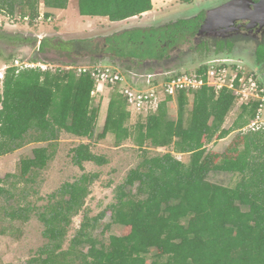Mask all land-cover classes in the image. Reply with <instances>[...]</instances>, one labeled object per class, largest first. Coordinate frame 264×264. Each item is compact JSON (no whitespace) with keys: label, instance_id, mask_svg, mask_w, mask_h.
Wrapping results in <instances>:
<instances>
[{"label":"trees","instance_id":"trees-1","mask_svg":"<svg viewBox=\"0 0 264 264\" xmlns=\"http://www.w3.org/2000/svg\"><path fill=\"white\" fill-rule=\"evenodd\" d=\"M69 1L0 0V13L18 14L21 20L27 17L25 21L33 25L41 3L47 18L65 10ZM76 3L81 16L109 21L152 9L151 0ZM197 27L196 17L178 19L160 27L124 29L106 37V43L120 59L159 60L167 49L163 43L172 46L190 42ZM67 42L46 39L39 44L38 53L64 50ZM88 56L95 59L93 64L99 63L97 57ZM61 62L74 65L73 61ZM195 69L202 72L206 66ZM111 88L98 139L111 133L116 145L133 140L140 150V160L116 186L115 202L90 216L85 200L99 173L86 172L83 163L104 165L108 160L95 154L87 143L71 149L72 163L82 171L76 179L62 183L41 205L27 197L31 194L28 190L36 193L33 185L37 175L54 157L62 132L93 137L99 112V106L92 104L95 81L89 73L77 75L65 66L41 69L9 65L4 71L0 85V156L27 144H44L21 157L17 173L0 178V199L7 204L13 202L2 207L4 216L25 223L35 215L43 226L46 242L26 264H264V127L242 130L254 119L257 103L242 105L225 128L234 97L226 89L216 94L211 87L203 86L190 94H177L175 119L170 118L167 108L173 98L166 97L154 112L143 114L132 130L127 123L132 114L126 109V100L118 86ZM233 131L236 133L223 151L207 148ZM160 147L187 154L188 161L178 159L171 151L149 153L151 148ZM211 171L229 172L239 178L233 186H224L208 180ZM79 213V227L64 248L72 218ZM104 217L109 218L107 228L111 224L123 227L121 234L109 235L107 242L92 233ZM151 249L155 253L148 262L146 255Z\"/></svg>","mask_w":264,"mask_h":264},{"label":"rangeland","instance_id":"rangeland-1","mask_svg":"<svg viewBox=\"0 0 264 264\" xmlns=\"http://www.w3.org/2000/svg\"><path fill=\"white\" fill-rule=\"evenodd\" d=\"M225 1L227 0H152L153 7L150 12L135 18L123 20L119 24L114 23V21H109L104 17L81 16L77 9L76 0H70L67 8L59 15L57 12H53L51 20L37 19L33 25L28 24L25 20H21L18 14L8 16L0 13V34L4 33L3 37H0V74L3 75L5 68L14 64L15 60L18 61L19 65H24L35 60L34 63L45 65L50 69L66 66L62 64L61 59H64L67 63L73 61V64L77 66L92 64L95 61L94 58H90L89 56L84 57V55H81L80 58H77L63 54L59 50H48L44 53H38V43L46 39H53V42H55L56 39L64 40L67 38L68 40L66 41L73 42L68 43L66 47L74 46L75 48L71 49L76 50L77 47L100 43L104 39V32L110 31L113 33L114 30L122 25L124 26V24H129L130 21L135 20L139 22L142 19H149L147 20V24L159 25L163 22L178 18L198 15ZM20 37H27L30 40H22ZM238 47L240 48V46ZM241 54L238 52L234 56L240 58L245 66L251 68L250 61ZM96 59L100 61L99 58ZM108 63L111 64L112 62L108 60ZM175 65L165 64L163 67L161 65L156 66L154 67V73H152V70L146 69L147 73L150 74H147V79L144 76L139 78L135 77L134 79L135 81H142L139 85L147 88L150 84L146 81L153 82L154 79H151V77L156 78V76L160 75L159 71H163L161 75L169 76L177 71L192 68L193 66L192 64L189 65V62L183 61L179 66ZM118 69L122 74L126 73L124 67H118ZM165 69L167 70L164 71ZM260 79L264 83V78L260 77ZM111 91L112 88L106 85H100L94 91L92 104L99 106V112L94 135L91 139L76 137L66 132L61 133L54 157L37 175L36 183L33 185L36 193L34 194L31 190H28L31 193L27 197L28 200L37 205H41L45 202L46 197L62 183L76 179L82 171L72 163L71 149L79 143H87L95 154L104 155L108 162L104 165H97L89 161L83 163L86 172L99 173V177L90 185V194L85 200V207L89 211L90 216H96L108 205L115 202L114 190L117 185L124 181L127 171L134 167L140 160V150L134 144L133 140L130 139L125 140L120 145H116L114 135L111 133H108L103 139H98V135L103 127ZM167 108L170 118L175 119L177 115L175 98L168 102ZM189 108L190 105H187L186 110H189ZM239 111L240 109L236 106L231 108L225 118V128L230 126ZM142 117V115L138 116L136 113L132 114L130 120L127 121L132 130L135 127L134 123L142 119ZM235 133L236 131H233L226 137L208 144L207 148L219 152L223 151ZM40 145L44 144H27L10 154L0 156V178H4L9 173H17L21 157L31 155L32 148ZM167 151L173 153L171 148L166 147L151 148L149 153L153 155L157 152L164 153ZM173 154L184 162L188 161L187 154ZM238 178V175L229 172L211 171L208 174L209 181L224 186H233L238 181ZM18 187H22V184H19ZM20 202L23 203L24 200H20ZM9 203L11 204H7L0 199V261L11 264H26L27 259L46 242V239L42 235L43 226L35 215H31L30 219L25 223L9 220L4 216V211L2 210L3 206L8 207L13 204L12 201ZM81 218V213L72 218L64 248L79 227ZM108 223L109 218L104 217L99 220V225L92 231L95 237L105 242H107L109 235L121 234L123 232V227L117 224H111L107 228L106 225ZM154 253L155 251L151 249L146 255L148 262L150 259H153Z\"/></svg>","mask_w":264,"mask_h":264},{"label":"built area","instance_id":"built-area-1","mask_svg":"<svg viewBox=\"0 0 264 264\" xmlns=\"http://www.w3.org/2000/svg\"><path fill=\"white\" fill-rule=\"evenodd\" d=\"M40 5L37 19L51 20L52 16L44 17L43 4ZM24 19L27 20V17ZM203 65L206 66V69L202 72L195 69L200 67V65H196V67L187 70L188 72L181 70L180 74L167 80L151 77L154 80L153 82L146 81L150 84L147 88L139 85L142 81L133 80L130 83L118 69L100 63L69 65L65 68L73 69L77 75L89 73L95 81V89H98L100 85L118 86L119 92L126 100V109L131 114L136 113L138 115L154 112L162 100L166 97L176 98L177 94L182 91L190 94L203 86H208L217 94L220 90L226 89L234 97L233 106L240 109L242 105H249L254 102L258 105L254 119L242 130H257L264 127V83L260 81L261 79L256 73L248 70L240 60L234 58L228 61H213ZM12 66L17 68H47L45 65L34 62L19 65L17 60ZM0 78L2 80L3 75L0 74Z\"/></svg>","mask_w":264,"mask_h":264},{"label":"flooded vegetation","instance_id":"flooded-vegetation-1","mask_svg":"<svg viewBox=\"0 0 264 264\" xmlns=\"http://www.w3.org/2000/svg\"><path fill=\"white\" fill-rule=\"evenodd\" d=\"M204 17V11L196 16L198 27L190 42L184 41L172 46H168V43H163V45L167 46V49L165 55L163 54L159 60L150 58L120 59L108 49L106 43L107 38L102 39L100 43L94 45L77 47L76 50L71 49L75 48L74 46H68L69 48L66 47L64 50L60 51L63 54H69L71 56L75 54L84 55V57L91 55L99 58V63L101 65L113 67L115 69H118V67H124L126 75L123 74L130 83L135 80V77L139 78L144 76V78L147 79L150 74L147 73L146 69L150 71L152 70V73H154V67L159 65L162 67L165 64H176L175 66H179L183 61L189 62V65L192 64L194 66L213 61H228L231 58H234L233 55L235 52L242 53L241 55L250 61L252 65L251 68L245 66L242 60L238 58L248 70L254 71L259 78H264V25H258L250 29L246 27V22L237 21L231 25V29L230 24H228L226 26H221L222 31L217 32L218 30H215L211 33L203 32L198 34V29ZM235 37L241 40L252 41L253 43H242L243 48H235L231 42V39ZM71 42H67V45ZM108 60L112 63H108ZM166 70L167 69L164 71ZM162 72L163 71H159L160 74H162Z\"/></svg>","mask_w":264,"mask_h":264},{"label":"water","instance_id":"water-1","mask_svg":"<svg viewBox=\"0 0 264 264\" xmlns=\"http://www.w3.org/2000/svg\"><path fill=\"white\" fill-rule=\"evenodd\" d=\"M196 16L197 14L190 17L178 18V19H189ZM178 19L172 20V22H175ZM147 20L149 19H142L139 22H136L135 20L130 21L129 24L127 23L124 24V26L122 25L118 29L114 30L113 33H111L110 31H108L110 33L104 32L103 36L104 38H106L124 29H131L135 27H140V28L160 27L165 25L166 23L171 22V21H167L159 25H152V24H147ZM237 21L246 22V27L250 29L258 25L259 26L264 25V0H227L215 7L207 9L205 11V17L198 29V34H201L203 32L211 33L214 32L215 30H218L217 32H219L222 31L221 26L223 25L226 26L228 24H230V29H231V25H233ZM120 22L121 21H118L116 23L119 24ZM64 40H68V39L65 38ZM231 42L233 43L235 48H239L238 46H240V48H243L242 43H253L252 41H247L243 39L241 40L236 37L232 38ZM39 44L40 42L38 43V45ZM236 53L237 52H235L234 54L236 55ZM73 56L77 58L81 57V55L79 54L77 55L75 54ZM233 57L234 59H238L237 56L233 55ZM192 67H196V65ZM162 77H166V76H163L161 74L156 76V78H162Z\"/></svg>","mask_w":264,"mask_h":264},{"label":"crops","instance_id":"crops-1","mask_svg":"<svg viewBox=\"0 0 264 264\" xmlns=\"http://www.w3.org/2000/svg\"><path fill=\"white\" fill-rule=\"evenodd\" d=\"M151 2H152V0H151ZM152 7H153V5H152ZM151 10H152V9H151ZM151 10H150V11H151ZM62 11H64V10L58 11L57 14L59 15ZM150 11H146V12L142 13L141 15H143V14H145V13H147V12H150ZM137 16H140V15H137ZM137 16H132V17H130V18H135V17H137ZM124 20H125V19H124ZM120 21H123V20H120ZM116 22H118V21H114V23H116Z\"/></svg>","mask_w":264,"mask_h":264}]
</instances>
